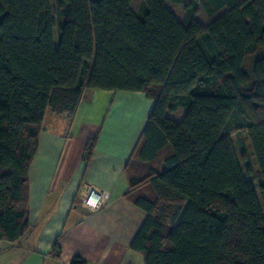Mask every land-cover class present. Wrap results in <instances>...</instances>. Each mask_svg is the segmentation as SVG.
<instances>
[{
	"label": "trees",
	"instance_id": "trees-1",
	"mask_svg": "<svg viewBox=\"0 0 264 264\" xmlns=\"http://www.w3.org/2000/svg\"><path fill=\"white\" fill-rule=\"evenodd\" d=\"M51 1L0 0V241L29 231L46 112L73 117L86 90L144 93L126 197L146 218L131 249L144 264H264V214L230 140L246 134L264 201V0H142L136 13L133 0Z\"/></svg>",
	"mask_w": 264,
	"mask_h": 264
},
{
	"label": "crops",
	"instance_id": "crops-1",
	"mask_svg": "<svg viewBox=\"0 0 264 264\" xmlns=\"http://www.w3.org/2000/svg\"><path fill=\"white\" fill-rule=\"evenodd\" d=\"M152 107L144 93L86 90L73 117L46 112L28 171L29 231L17 243L0 241V264H70L75 257L85 264H144L131 249L146 215L126 197L127 164ZM183 115L179 109L168 117L180 122ZM90 187L110 195L96 211L81 204Z\"/></svg>",
	"mask_w": 264,
	"mask_h": 264
},
{
	"label": "rangeland",
	"instance_id": "rangeland-1",
	"mask_svg": "<svg viewBox=\"0 0 264 264\" xmlns=\"http://www.w3.org/2000/svg\"><path fill=\"white\" fill-rule=\"evenodd\" d=\"M141 1L142 0H133L132 1L131 7L134 11H136V12L138 11L140 4H141ZM51 9L53 12L56 9L54 0L51 1ZM168 9L174 15H179V14L181 15L183 13L182 6H174V5L168 4ZM54 20L55 21L57 20L56 17H54ZM196 20L204 26L208 25L211 22V19H209L206 16V14L204 13L202 8L199 9V13L196 17ZM56 37H57V32H55V44H56ZM133 109L134 108L131 107V110H133ZM176 115L177 114H174L172 116L176 117ZM230 140H231V143H232L233 148L235 150L237 159L239 160L240 167H241V169L245 175V178L247 180H250L251 182H253V185L255 187V190H256L260 205H261L262 212L264 214V201H263V198L260 195L258 187H257V182L259 180L258 168L255 165V160H254V157L252 155L251 148L249 147L247 136L245 133H240V134L233 133L230 136ZM240 141H243L245 146H246V153L244 154V156H242L241 151H240V146H239ZM154 167H158V163H155ZM248 168H249V171L246 172V170Z\"/></svg>",
	"mask_w": 264,
	"mask_h": 264
},
{
	"label": "built area",
	"instance_id": "built-area-1",
	"mask_svg": "<svg viewBox=\"0 0 264 264\" xmlns=\"http://www.w3.org/2000/svg\"><path fill=\"white\" fill-rule=\"evenodd\" d=\"M109 197L108 192L90 187L87 189L86 195L82 198L81 204L88 210L96 211L105 205Z\"/></svg>",
	"mask_w": 264,
	"mask_h": 264
}]
</instances>
